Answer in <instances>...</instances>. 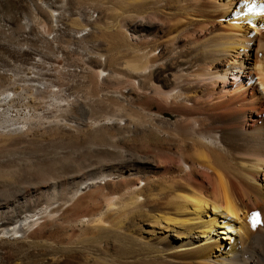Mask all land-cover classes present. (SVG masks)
I'll return each mask as SVG.
<instances>
[{
  "label": "bare ground",
  "instance_id": "1",
  "mask_svg": "<svg viewBox=\"0 0 264 264\" xmlns=\"http://www.w3.org/2000/svg\"><path fill=\"white\" fill-rule=\"evenodd\" d=\"M115 5L106 29L142 57L113 74L114 89L157 105L146 124L175 147L61 170L42 196L49 217L69 208L74 233L54 243L61 264H264V0ZM151 24L158 37L143 34ZM92 82L101 98L103 72ZM165 114L175 119L155 121ZM14 199L24 205L0 215L13 236L29 222L17 214L41 198Z\"/></svg>",
  "mask_w": 264,
  "mask_h": 264
},
{
  "label": "rangeland",
  "instance_id": "2",
  "mask_svg": "<svg viewBox=\"0 0 264 264\" xmlns=\"http://www.w3.org/2000/svg\"><path fill=\"white\" fill-rule=\"evenodd\" d=\"M116 12L115 0H0V215L24 205L14 202L20 192L25 202L41 198L17 214L14 221L29 222L15 236L3 234L10 224L0 222V264H61L54 243L74 233L69 208L49 217L42 197L63 180L61 170L81 173L108 152L175 147L146 124L157 105L114 89L121 78L113 74L142 57L135 40L130 51L118 30L106 29ZM161 28L151 24L143 34L158 37ZM98 71L101 98L92 82ZM169 118L175 119L165 114L155 121Z\"/></svg>",
  "mask_w": 264,
  "mask_h": 264
}]
</instances>
